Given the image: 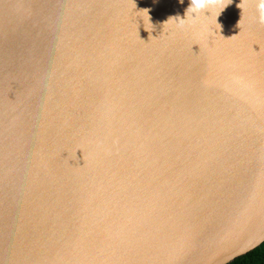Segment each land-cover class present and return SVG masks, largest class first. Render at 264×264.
Masks as SVG:
<instances>
[{
  "label": "water",
  "instance_id": "95a60500",
  "mask_svg": "<svg viewBox=\"0 0 264 264\" xmlns=\"http://www.w3.org/2000/svg\"><path fill=\"white\" fill-rule=\"evenodd\" d=\"M253 3L210 6L201 33L207 11L178 23L190 0H0V264H230L264 243Z\"/></svg>",
  "mask_w": 264,
  "mask_h": 264
},
{
  "label": "bare ground",
  "instance_id": "6f19581e",
  "mask_svg": "<svg viewBox=\"0 0 264 264\" xmlns=\"http://www.w3.org/2000/svg\"><path fill=\"white\" fill-rule=\"evenodd\" d=\"M253 7L252 8H256L258 6V0H254V3L252 5ZM255 6V7H254ZM212 16H207L205 15L203 17L206 25L208 27H200L201 29V33L205 30V33L208 32L209 30H212V27L214 26L215 22L218 20L219 16L221 15V7H215L214 8V11L211 13ZM222 25V23H221ZM199 29V28H198ZM209 29V30H207ZM244 29H247L245 24H243L238 30V34L242 35V41H237L238 45H240L242 42L245 44V43H252L254 41V33H256V31H254V28H252L251 30V34L250 36H244ZM212 32V31H210ZM218 43H220V40H218ZM219 68H222L221 65ZM207 88V87H206ZM203 89V92H205V88H202ZM245 102H246V99H243V98H236L233 100V104L235 106L236 109L238 110H244L245 109ZM234 123L228 119L226 121V123L223 125V127H221V131H231L233 128H234Z\"/></svg>",
  "mask_w": 264,
  "mask_h": 264
},
{
  "label": "clouds",
  "instance_id": "9594fccd",
  "mask_svg": "<svg viewBox=\"0 0 264 264\" xmlns=\"http://www.w3.org/2000/svg\"><path fill=\"white\" fill-rule=\"evenodd\" d=\"M179 2L181 4H183L184 0H179ZM220 3H221V0H190V6L186 10L185 18H183V19L179 18L178 23L181 26H183L185 23H195L199 19L200 14L202 12L204 14H205L206 11L210 13V11H209L210 6L218 5ZM227 6L228 5H226L223 8V10ZM242 6H243L242 4L238 5L239 8H242ZM258 9H259V13H260L259 20H260L261 23H264V0H258ZM148 16H149V14H148ZM150 19L151 18L149 16V22H150ZM169 19H171V18H169ZM239 24H240V21H239Z\"/></svg>",
  "mask_w": 264,
  "mask_h": 264
},
{
  "label": "trees",
  "instance_id": "16d2710c",
  "mask_svg": "<svg viewBox=\"0 0 264 264\" xmlns=\"http://www.w3.org/2000/svg\"><path fill=\"white\" fill-rule=\"evenodd\" d=\"M230 264H264V243Z\"/></svg>",
  "mask_w": 264,
  "mask_h": 264
}]
</instances>
